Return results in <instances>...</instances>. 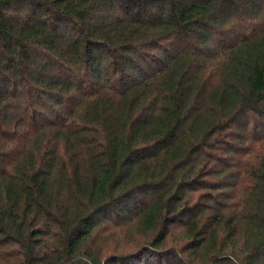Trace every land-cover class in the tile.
I'll return each mask as SVG.
<instances>
[{
  "label": "trees",
  "instance_id": "trees-1",
  "mask_svg": "<svg viewBox=\"0 0 264 264\" xmlns=\"http://www.w3.org/2000/svg\"><path fill=\"white\" fill-rule=\"evenodd\" d=\"M0 264H264V0H0Z\"/></svg>",
  "mask_w": 264,
  "mask_h": 264
}]
</instances>
